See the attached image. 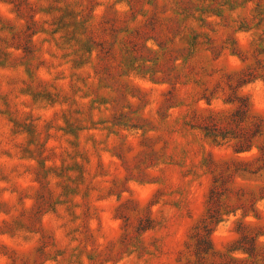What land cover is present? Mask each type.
Returning <instances> with one entry per match:
<instances>
[{
  "label": "rangeland",
  "instance_id": "1",
  "mask_svg": "<svg viewBox=\"0 0 264 264\" xmlns=\"http://www.w3.org/2000/svg\"><path fill=\"white\" fill-rule=\"evenodd\" d=\"M0 264H264V0H0Z\"/></svg>",
  "mask_w": 264,
  "mask_h": 264
},
{
  "label": "trees",
  "instance_id": "2",
  "mask_svg": "<svg viewBox=\"0 0 264 264\" xmlns=\"http://www.w3.org/2000/svg\"><path fill=\"white\" fill-rule=\"evenodd\" d=\"M209 133H210L211 135H213L214 137H217V138H219V137H223V138H225L223 135H221V134L215 132L214 130H213V131L208 130V134H209Z\"/></svg>",
  "mask_w": 264,
  "mask_h": 264
}]
</instances>
